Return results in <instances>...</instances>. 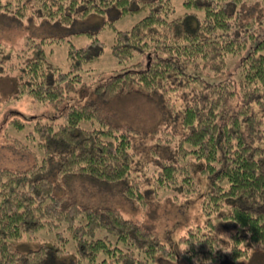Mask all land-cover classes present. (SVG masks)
I'll list each match as a JSON object with an SVG mask.
<instances>
[{"label":"trees","instance_id":"16d2710c","mask_svg":"<svg viewBox=\"0 0 264 264\" xmlns=\"http://www.w3.org/2000/svg\"><path fill=\"white\" fill-rule=\"evenodd\" d=\"M182 5L186 10L172 16L173 0H0V16L24 27L70 24L109 8L120 17L145 10L110 43L118 63L138 58L107 72L94 97L76 103L79 71L99 57L100 40L68 45L63 71L47 63L44 46L54 39L24 34L13 46L0 36V74H12L15 98L65 104L57 128V116L5 121L11 147L22 151L16 135L24 137L28 126L25 136L42 156L24 168L0 166V264H156L157 256L234 263L253 247L264 254V0ZM135 94L157 108L146 130L107 107ZM173 114L177 124L169 122ZM174 189L199 199L210 227V215L219 216L229 231L223 249L220 234L198 225L174 251L113 202L118 196L144 208ZM38 231L55 237L26 251L14 247Z\"/></svg>","mask_w":264,"mask_h":264},{"label":"rangeland","instance_id":"374dc122","mask_svg":"<svg viewBox=\"0 0 264 264\" xmlns=\"http://www.w3.org/2000/svg\"><path fill=\"white\" fill-rule=\"evenodd\" d=\"M174 7L176 8L175 14L183 13L186 9L182 5V0H173ZM145 10L135 11L130 15L119 16L116 9L109 8L107 11L98 14L87 15L84 18H75L70 24H60L57 20H45L39 23L29 24H15L4 19L0 16V36L2 39L13 46L19 44L22 35L30 34L36 37H47L54 39L53 43L46 44V58L47 63L51 66H57L59 69L66 71L69 68V61L66 57L68 45L81 47L97 38L104 46L95 60L89 61L85 64L80 72L82 84L78 85L76 92L71 96V102L76 103L79 101H87L94 97V86L101 80H105L107 74L113 70L123 67L131 61L138 58L127 60L123 63H118L115 57L110 53V43L115 35V31L129 29L135 22L143 17ZM232 59L230 60L231 63ZM108 72V73H107ZM105 73V74H100ZM14 82L12 74H0V166L7 168H24L35 161H39L42 152L38 149L35 139H28L25 134L29 131L28 126L24 127V137L16 135L22 144V151L17 147H11L9 140L3 135L5 131V121L12 114L23 115L30 120L39 117L42 121H49L51 117H56L53 120L54 126L57 128L58 123H63L64 120L59 116L60 109L65 105L60 104L56 107L53 104L40 103L28 95H23L21 98L16 99L14 91ZM110 113H114L117 119H122L123 122H131L136 125L142 126L144 130L151 128L156 120L157 115L154 111L157 110L154 102L148 101L146 97L140 94L127 96L124 99H113L110 105H107ZM177 119L173 114V118L169 122L177 124ZM11 135H15L13 131ZM152 140L149 139L148 145ZM203 187V179L200 181ZM175 193L176 198L173 199ZM174 193H162L158 199H154L146 207H135L120 197H114L113 202L116 204L121 212L127 217L142 220L143 223L150 227L155 236L158 237L164 244L172 248L174 251L179 252L183 247L178 243V238L186 235L187 229L191 226H204V230L209 229V232L220 234L219 236V249H223L224 241L227 240V233L229 232L226 225H222L219 216L216 214L210 215V220L214 227L207 224L208 217L201 212L200 201L197 197L184 194L183 192L174 189ZM226 208V207H225ZM224 231L225 233H223ZM55 237V234L44 233L38 231L33 235H24L14 243V247L22 251L28 248L37 247L39 242L43 240L49 242L50 238ZM66 249L71 251V241H67ZM244 246L243 243H240ZM156 264H264V254L255 249H251L249 257L240 259L230 263L226 257L219 260H211L204 262L191 258L189 262L183 257H178L177 260L164 259L156 257Z\"/></svg>","mask_w":264,"mask_h":264}]
</instances>
